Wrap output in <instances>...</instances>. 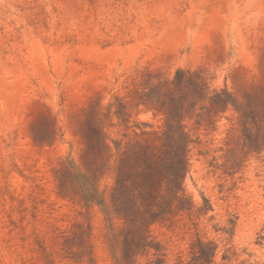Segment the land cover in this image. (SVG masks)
<instances>
[{
  "label": "rangeland",
  "instance_id": "374dc122",
  "mask_svg": "<svg viewBox=\"0 0 264 264\" xmlns=\"http://www.w3.org/2000/svg\"><path fill=\"white\" fill-rule=\"evenodd\" d=\"M177 68L243 106L174 110L191 140L183 196L174 145L129 146L166 130L156 86ZM115 98L128 127L104 114ZM263 112L264 0H0V264H115L69 157L113 198L129 264H264ZM135 200L163 220L131 225Z\"/></svg>",
  "mask_w": 264,
  "mask_h": 264
},
{
  "label": "trees",
  "instance_id": "16d2710c",
  "mask_svg": "<svg viewBox=\"0 0 264 264\" xmlns=\"http://www.w3.org/2000/svg\"><path fill=\"white\" fill-rule=\"evenodd\" d=\"M156 88L157 90H160V98L156 102V105L166 116V130L162 134L146 131H140L139 133L134 132L133 141L129 146L131 147V144L132 146L140 148L143 146L146 152V149L153 150V146L156 147L157 151H163L165 148L174 145L175 150L180 157L181 170L179 176H177V181L179 182V193L183 196L184 190L182 188V183L188 166L186 152L191 140L188 134L184 131L182 119L180 118L181 116H178L177 118L175 111H181L183 109V104L185 106L188 102H194L198 104V111L195 116L197 121L200 120L204 112L209 116H217L228 108H233L236 112L242 114L243 106L238 103L237 98H235L228 90H211L200 72L196 70L186 71L177 68L174 70L171 78L158 82ZM103 111L108 117L114 116L122 127H128L129 113L127 107L118 98H115L112 103L108 104ZM261 116L262 125H264V112ZM105 139H108L110 143H112L116 154L119 155L122 148V140L109 137H105L104 140ZM66 163L85 206H96L104 215L107 239L113 253L115 264H129L130 255L132 254L129 252L130 254L127 255L126 248L120 241V235L116 232L112 223L113 216L117 212L113 198L112 200L108 199L105 192L98 189L91 176L77 165L73 158L69 157ZM148 164L149 163H146V165ZM153 199L154 198L149 200L150 203ZM136 203L135 200L132 204L134 208H138L136 207ZM152 204L149 206L148 216L143 213L141 214V209L138 208V215H140V217L136 216L137 218H129L126 213L123 214L124 219L126 221L128 220L131 225H145L146 227L163 220L161 217L164 215L162 214L163 216H160L159 212L156 213L152 208ZM146 233L147 232L138 234L139 243L137 244L138 248L136 249H141L142 252H146L149 248L148 236ZM119 245L121 248H119ZM202 245L203 244L198 241V246L196 249L194 248V252L192 253V256L198 261L203 260L204 255L201 251ZM138 251L139 252L136 253H141L140 250Z\"/></svg>",
  "mask_w": 264,
  "mask_h": 264
}]
</instances>
